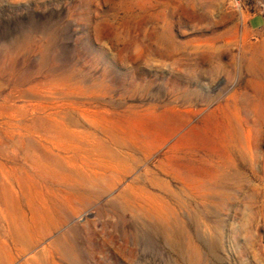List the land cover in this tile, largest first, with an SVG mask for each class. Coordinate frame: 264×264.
<instances>
[{"label":"rangeland","instance_id":"374dc122","mask_svg":"<svg viewBox=\"0 0 264 264\" xmlns=\"http://www.w3.org/2000/svg\"><path fill=\"white\" fill-rule=\"evenodd\" d=\"M137 185L172 213L128 212ZM10 246L4 264H264V0H0Z\"/></svg>","mask_w":264,"mask_h":264},{"label":"bare ground","instance_id":"6f19581e","mask_svg":"<svg viewBox=\"0 0 264 264\" xmlns=\"http://www.w3.org/2000/svg\"><path fill=\"white\" fill-rule=\"evenodd\" d=\"M231 157L233 158V164H235V166H240V163H239L240 157L236 149L232 150ZM141 187L142 186L139 187V185H137V187L130 186L129 194L127 193L124 196V199L127 204L128 212L136 214L138 216H146L147 218H164L166 215L165 214L166 212L172 213L173 208L171 209L170 206L166 205V202H164V200L163 202H161L160 196H153L147 193L146 189L141 188ZM12 250L14 249L11 246L9 247L8 250H4L2 252L0 250V264H4L3 262L5 260L6 261L8 260V262L13 261L11 257Z\"/></svg>","mask_w":264,"mask_h":264}]
</instances>
